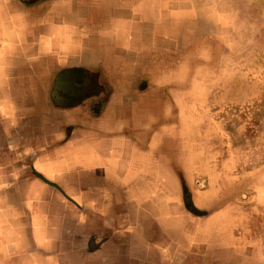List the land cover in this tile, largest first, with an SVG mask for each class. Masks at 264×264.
I'll return each instance as SVG.
<instances>
[{"label":"crops","instance_id":"crops-1","mask_svg":"<svg viewBox=\"0 0 264 264\" xmlns=\"http://www.w3.org/2000/svg\"><path fill=\"white\" fill-rule=\"evenodd\" d=\"M197 10L198 0H0V264H146L135 247L147 264L194 263L195 236L169 235L180 221L170 191L136 180L155 165V97L141 75L167 50L202 49ZM75 72L86 77L77 89ZM47 81L61 90L45 94ZM205 239L218 248V235Z\"/></svg>","mask_w":264,"mask_h":264},{"label":"rangeland","instance_id":"rangeland-1","mask_svg":"<svg viewBox=\"0 0 264 264\" xmlns=\"http://www.w3.org/2000/svg\"><path fill=\"white\" fill-rule=\"evenodd\" d=\"M192 18L202 49L190 50L187 42V49L167 50L163 64L141 75L151 82L139 89L148 87L155 97L148 117L154 143L146 150L155 155V165L150 176L136 182L170 191V214L180 221L168 234L195 236L194 246L188 242L187 248L193 264H223L226 257L234 259L232 252L234 264H264V0H198ZM151 53L157 62L156 52ZM163 71L164 83L157 79ZM71 79L74 89L86 82L80 72ZM42 90L61 89L47 81ZM136 137L146 133L139 130ZM167 170L172 176L160 178ZM155 204H161L157 195ZM146 234L151 238L158 229L151 226ZM211 234L218 235V248L202 241ZM138 248L132 251L135 260L147 264L150 253Z\"/></svg>","mask_w":264,"mask_h":264}]
</instances>
